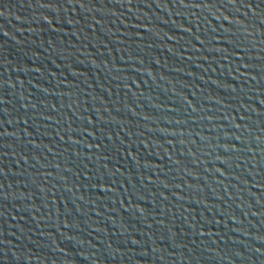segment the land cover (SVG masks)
<instances>
[{
  "label": "water",
  "instance_id": "obj_1",
  "mask_svg": "<svg viewBox=\"0 0 264 264\" xmlns=\"http://www.w3.org/2000/svg\"><path fill=\"white\" fill-rule=\"evenodd\" d=\"M0 264H264V0H0Z\"/></svg>",
  "mask_w": 264,
  "mask_h": 264
}]
</instances>
